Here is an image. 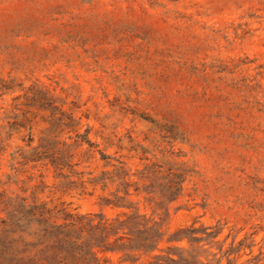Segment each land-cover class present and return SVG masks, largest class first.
<instances>
[{"label":"rangeland","instance_id":"1","mask_svg":"<svg viewBox=\"0 0 264 264\" xmlns=\"http://www.w3.org/2000/svg\"><path fill=\"white\" fill-rule=\"evenodd\" d=\"M42 217L118 225L100 264H264V0H0V264Z\"/></svg>","mask_w":264,"mask_h":264},{"label":"trees","instance_id":"2","mask_svg":"<svg viewBox=\"0 0 264 264\" xmlns=\"http://www.w3.org/2000/svg\"><path fill=\"white\" fill-rule=\"evenodd\" d=\"M20 212L22 216H19L17 220L25 217L22 210ZM38 221L42 224L39 241L33 245L29 244L36 247L37 253L29 255L21 247L15 245L12 248L9 264H100L92 249L95 246L99 248L107 247L106 241L109 236L111 234L116 235L120 230L118 225L107 221L98 224L95 228L80 220L62 225L52 224L43 217ZM148 223L141 216L133 215L121 222L119 226H126L131 232L145 233L152 231V227H148ZM16 226L21 228L18 223ZM93 229L98 232V245H94L92 239L86 235L87 232ZM122 239V237L117 238V240ZM141 242V247L144 249L152 246L148 244L147 239ZM102 250H109V247Z\"/></svg>","mask_w":264,"mask_h":264}]
</instances>
